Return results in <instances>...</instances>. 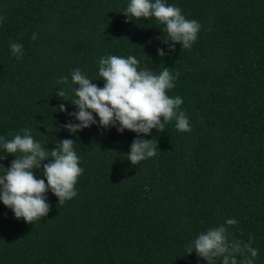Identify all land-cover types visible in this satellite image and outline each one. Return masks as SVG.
<instances>
[{"label": "trees", "instance_id": "obj_1", "mask_svg": "<svg viewBox=\"0 0 264 264\" xmlns=\"http://www.w3.org/2000/svg\"><path fill=\"white\" fill-rule=\"evenodd\" d=\"M129 2L0 0V137L27 128L46 150L72 139L83 169L77 195L58 203L47 191L50 210L32 224L0 202V264H207L189 245L217 226L238 245L229 264H264V0H165L200 24L191 47L172 52L164 25L128 21ZM108 55L135 56L155 74L167 67L176 77L167 95L182 98L191 128L180 132L173 120L152 129L143 138L156 142V155L136 165L127 154L137 133L100 128L95 113L86 129L62 127L76 123L71 72L103 87L99 60ZM62 77L69 83L58 84ZM0 157L7 170L14 157L2 146Z\"/></svg>", "mask_w": 264, "mask_h": 264}, {"label": "clouds", "instance_id": "obj_2", "mask_svg": "<svg viewBox=\"0 0 264 264\" xmlns=\"http://www.w3.org/2000/svg\"><path fill=\"white\" fill-rule=\"evenodd\" d=\"M123 15L128 21L130 18L139 20L151 17L164 25L168 39L163 42H171L169 52L175 51L176 44L189 49L200 30L197 21L186 19L178 7L166 4L165 0H130ZM36 38L34 33L32 39ZM9 47L19 60L23 55L22 45L13 43ZM157 54L163 57L165 51L158 48ZM139 63L131 55L127 58L117 55L102 57L99 60L98 76L103 81V87H98L80 69H74L71 72V84L77 87L69 90L74 93L75 99L71 101V105L76 111L68 115L76 123L69 120L62 125L65 131L74 134L96 124L92 115L95 113L100 128L115 127L118 133L125 130L137 133L127 154V160L132 165L156 155V142L143 138L152 129L162 130L165 122L174 120L178 131L191 130L185 113L178 111L183 103L182 98L167 95V91L175 86L176 77L167 67L155 74L146 68H139ZM57 83L68 84L69 80L62 77ZM56 96L59 99L65 97L66 91L61 89ZM58 110L61 113L66 111L63 103ZM73 145L72 139H63L56 142L52 150H46L34 140L31 130L27 128L23 129L22 134L12 135L11 139L0 137V146L14 157L7 170L0 166V202L11 209L16 219L32 224L45 217L50 205L44 194L49 190L57 197L58 203L71 200L77 195L75 185L83 169L79 166V157ZM44 161H48L43 163L44 179H38L33 170L40 169ZM236 223L235 219L226 221L227 225ZM230 248L238 249V245H230L226 227L217 226L201 232L190 243L189 254L194 251L207 264H213L218 256L223 257V264H229L227 253ZM245 250L252 258L258 255V250L250 246L246 245ZM231 264H236L235 259H232ZM243 264H252V260L247 259Z\"/></svg>", "mask_w": 264, "mask_h": 264}]
</instances>
